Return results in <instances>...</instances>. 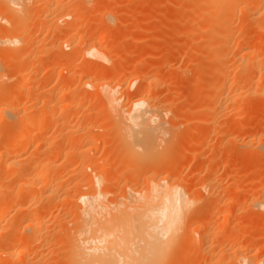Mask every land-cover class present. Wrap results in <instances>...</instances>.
<instances>
[{"label":"rangeland","instance_id":"374dc122","mask_svg":"<svg viewBox=\"0 0 264 264\" xmlns=\"http://www.w3.org/2000/svg\"><path fill=\"white\" fill-rule=\"evenodd\" d=\"M45 1L27 0L25 3L28 2L29 4L27 3L28 8L25 12L18 13L9 22H1L0 20V74H2V80L5 79L4 75H8L6 78L8 82L0 80V95H2L1 90L3 89L1 87L15 84L14 81L16 80H9V77L12 76L9 73L14 71L13 66L17 63H28L33 67V81L31 80L24 88H21L26 91L32 89V97L38 98L34 101L35 103L31 102V104L26 105L27 111L30 113L43 112L44 108L41 100L39 101V95L44 94V90L48 92V89L49 91L50 89L58 91L65 88L66 91L53 94L56 98L79 93L83 117L81 116V127L78 130H81V137H91L89 142L86 141L83 143L84 145L81 144V160L85 164L92 163L93 168L96 162L102 167L103 164L104 166L107 165L105 173L103 172L102 176H99L100 182L105 184L101 186V190L107 189L105 191L106 196H104L103 191L100 190V192L103 193L102 196L105 197L106 202L111 200L112 203L121 199L123 194L129 192V189L138 192L139 189L143 188L144 185L141 181L134 184L137 179L136 173L139 172L137 169L140 168V160L136 158L137 160L133 159L134 161H132V157H129L128 147L122 142V133L116 124L118 118L102 102L104 99L103 92L98 93L94 87L91 89L87 86L84 87V82L89 81L95 84L100 81L107 83L108 88L115 89L118 108L124 111L134 101L142 98L153 105H157L161 110L164 131L166 132L163 135H157L159 138L161 137V139L157 138V143L159 141L158 144H161L157 150L163 151L161 154L165 156L164 158L169 157L167 161H170V165L172 164L175 172L177 171L175 174H177L178 179L188 185L189 197L191 199L199 198V203L195 204L194 208L200 209L203 215L198 218H190L188 222L190 223L192 220L196 222L197 219L199 222L207 216L205 221L199 222L200 224L194 222V227L202 226L203 230L208 231L207 237L205 236L206 239L204 238L205 242L202 240V243L199 242L201 235L198 233L197 235L196 233L192 234V232H185L186 235L181 234L180 240L178 239L177 244L170 249L171 252L169 250L165 264H215L221 248L237 249V245L241 246L246 241L250 243V248L247 249V253L250 252V257H254L258 261L263 260L264 263V195L258 191L261 190L260 188H264V72L262 69L259 71V68L264 65V51L260 54L261 60L259 59L258 69L252 70L249 69L247 62H245L246 64L243 62L244 66L240 62H235L237 56L232 45V40L235 37L238 38L243 34L242 32L254 36L256 33L253 26L254 16L264 12V0L259 1V6H262L261 10L253 11V15H255H251L246 24L242 23L243 20L238 19L240 6L235 5V8L239 7L238 12L236 9L234 12L236 18H232L234 20L231 25L233 29L231 30V37L233 39L230 40L231 42H227L228 44L225 46V49L228 48L226 51L228 69L224 77L215 68L217 64L212 57L219 47L211 45L207 39L209 31L202 25V22H198L200 20L197 19L194 12V4L189 3H192L191 0H54L53 4L57 7L55 13L46 10L47 8L44 10ZM101 12L103 13L99 14ZM257 17L258 15L255 19ZM73 24L81 25V34L90 39L89 43L82 44L81 42L80 45L78 41H74L66 46L65 44L61 45ZM100 26L106 30L108 36L110 34L112 37L105 44L99 43L97 38L91 37L100 29ZM260 33L261 39L264 40V33ZM13 35L16 36V39L13 38ZM8 37H12L17 43L11 45ZM28 37L32 41L34 39L37 44L33 42V44L24 45L22 41ZM40 45L43 46V49L40 48ZM93 45L96 46H94L95 48L104 45L103 52L104 54L108 52L110 57L108 63L103 60L100 61L101 59L98 58H92L85 53L87 48L90 49ZM55 65L56 69L51 70V68H55ZM66 74H68L67 77ZM74 74L76 76H73ZM70 75L74 79L70 78ZM77 75H81V77ZM143 77H148L150 80L156 78L154 79L157 87L155 95H148V92L143 89L141 84ZM114 79L116 83H111ZM129 79L130 81L135 80V83L129 85ZM220 79L225 85L221 91L215 93L214 89ZM85 91L88 92L85 93ZM26 94L22 101L30 100V91ZM7 99L11 100L10 97ZM3 100L0 102V105L2 104L0 108L4 107L5 109L1 108L0 111L4 114L7 110H11L12 113L7 111L8 114L6 112L4 118L8 117L9 123L12 124V121L14 123L18 119L17 116H14L15 114L11 116L13 111H16V104H14L16 102ZM235 100L239 103L237 107L231 105ZM7 104L10 105L7 107ZM164 105L166 106L164 107ZM4 110L6 111L4 112ZM106 113H109L110 116L103 119ZM71 115L69 112V116ZM101 115L102 119L99 118ZM66 116L68 121L72 119V116L70 118L68 114ZM233 118H237V122L233 123ZM56 122L55 120L52 121L48 130L50 134L47 132L48 135L54 131H56L54 136L58 134L61 126L59 121ZM11 124L0 126L1 133L5 134L10 131L13 126ZM223 125L228 126V133L226 131L224 135L220 133ZM88 130L91 131L88 132ZM93 137L100 138L99 142L93 144L94 142L91 140L94 139ZM14 138H17V135L14 137L13 134H10L4 139L15 142ZM53 141L57 145L62 144L67 148H72L71 142L64 143L60 137L54 138ZM36 143H31L28 153L23 156L24 160L29 161L33 158ZM219 147H221V151H219ZM159 156L160 154L157 157ZM98 158L100 159L98 160ZM153 158L156 159V157ZM152 161L154 162V160ZM60 163L67 168L68 164L72 162L62 158ZM85 164L82 165L80 171L82 174L85 173L84 188L81 187V189L90 191L91 189H88L90 179L87 178L94 176L91 171L92 167L89 169ZM128 164L130 165L128 166ZM148 165L146 164V168L151 167ZM200 169L201 171H199ZM206 170L218 177L220 184L214 189V192H212L213 190L210 192L208 188H205L207 192L204 189H198L201 183L200 176ZM148 171L145 174L147 176H149ZM60 172L64 174L60 175ZM60 172L59 175L63 176L64 178H62L66 182L73 178V175L67 174L68 172L65 173L64 169H61ZM77 172L80 174L79 170ZM82 174L81 177H83ZM133 176L135 181H131ZM159 176L162 177V175H158L157 178ZM226 184L229 187L231 184L234 185H232L233 187L237 186V188L235 187L237 192H232L229 196L225 190ZM228 196L237 200L238 203L237 206L235 205L236 208H232L237 218L227 222L223 219L227 210L222 206L229 199ZM111 201L107 203L112 204ZM255 203L263 208L260 206H256V208ZM218 207L220 208L219 211H217ZM54 211L55 209L51 211L52 214L48 211L49 216L55 214L56 211ZM195 211L197 212V210ZM62 214L61 211L60 215ZM201 214L199 212L196 215ZM242 214L247 217L241 216ZM56 216L55 218L52 216L48 222V229H50L47 235L48 240L45 239L44 246V254L47 255L44 261L47 262L42 261L45 264L53 263V259H56L54 261H58V264L59 259L61 261L59 258L61 257L60 246L55 244L57 228H60L59 223H55L58 222ZM245 229L247 230L245 231ZM52 230H55V233ZM236 231L238 235H235ZM242 231L243 233H241ZM49 235L53 238H50ZM236 241L237 245L234 244ZM47 242L50 245L49 243L47 245ZM259 250L261 252H258ZM33 253L31 257H33ZM230 258L227 256L224 262L220 264H227ZM251 258L246 260L247 263ZM55 262L53 264H57Z\"/></svg>","mask_w":264,"mask_h":264},{"label":"bare ground","instance_id":"6f19581e","mask_svg":"<svg viewBox=\"0 0 264 264\" xmlns=\"http://www.w3.org/2000/svg\"><path fill=\"white\" fill-rule=\"evenodd\" d=\"M26 1L0 0L1 22H9L10 19H12L18 13L22 14L25 12V10L28 8V2L25 3ZM191 1L192 3H189L191 5L194 4V12L197 15V19L200 20L198 22H202V25H204L209 31V34H207V39L211 45L219 47L212 57H214V60L217 64L215 68L219 74L224 77L226 70L228 69V54L226 53L228 48L225 49V46L231 39H233L231 37V30H233L231 25L234 21L232 18H236L234 15L236 13L234 12L240 6V9H238L239 12L237 10L240 17H238V19L241 21L243 20L242 23L246 24L247 19L253 15V11H258L262 7L259 6L260 0ZM53 2L54 0H46L44 2V10L47 8L46 10H50L52 13H55L57 11V7L54 6ZM235 5L239 6L235 8ZM189 7L191 8V6ZM107 12L109 13V11ZM102 13L103 12L99 14ZM257 15L258 17L255 19ZM257 15L254 16L253 26L256 32L254 33V36H249L247 33L242 32L243 34L238 36V38L235 37L233 39L234 41L232 40V45L235 48V55L237 56L236 61H234L236 63L240 62L242 64L243 62H247L249 69L251 68L252 70L258 69L260 54L264 51V40H262L260 36V32L264 33V12H261ZM80 26L79 24L71 25L70 32L61 42V45L65 44L66 46L74 41H78L80 45L81 42L82 44L89 43L90 39L86 36H82ZM101 26L100 29L94 33V36L91 35V37H95L99 43L105 44L107 40L110 41L109 39L111 35L109 34L108 36V33L105 32L106 30H103V27ZM243 26L245 27V25ZM29 37L25 39L23 38L24 40L22 43H24V45H28V43L33 44L34 39L32 41L31 38L29 39ZM13 38L16 39V36L13 35ZM13 38H9L11 45H14L16 41ZM34 43L37 44L36 42ZM94 46L95 45H93V47L90 49L87 48L85 53H87L89 56H92V58L94 57L101 59L100 61H109L110 57L108 56L109 54H107L108 52H105V54L103 52L104 45H100L98 48H95L96 46ZM40 48L43 49V46L40 45ZM262 66V68H259V71L262 69L264 72V65ZM55 69L56 65L54 69L51 68L53 71ZM13 70V72L11 71V73H9L10 75L12 74V76L9 77V80H16L14 81L15 84L8 87H1L4 89H2L4 92L2 93L1 90L2 95H0V102L3 99L7 100V102H16L14 103L16 104V111H13V114H11V110L7 111L11 112H9L11 116L15 114L14 116H17L18 118L16 119L17 121H14V123L12 120H10L13 124L10 131H7L5 134H3L0 130V264H45L47 261L45 262L44 260L46 259L47 255L44 254V246L46 243L45 239L48 240L47 235L50 229H48V222L50 218L52 219V216L55 218L56 215L58 222L56 219H53L56 221V224L59 223L58 226L61 228H57L58 231L55 239V244H59V249L61 251H59L61 253V257L58 256L61 258V261L59 259V264H165L169 250L177 244L181 234L186 235L185 232H192V234L196 233L197 235L198 233L201 235L199 242L206 239V235L208 234L207 230H203L202 226L198 225L195 226V228V221L193 222V220L190 223L188 222L190 218H198L199 216L201 217L203 215L201 214L200 209L194 208V205L199 203V198L191 199L189 197L188 185L178 179V176H176L177 174H175L177 171L175 172L174 167L169 163L170 161H167L169 157L167 159L164 158L165 156L161 154L163 151L157 150V148L161 146V144H158L159 141L157 143V138L161 139V137L159 138L158 136L166 133L164 131V120H162V115L160 113L161 110L157 105H153L142 98L140 100L134 101L133 104L131 103L132 105H130V107L124 111L118 108V99L116 98L117 96L116 92L114 91L115 89L108 88L107 83H102L99 81L95 84H92L91 82L87 81L84 82L85 85L83 84L84 87L87 86L90 87V89L94 87L98 93L103 92L102 94L104 99L102 102H104L103 104L107 105L109 109H111V112L114 113L113 115L118 118L116 124L118 125V130L122 133V142H124L128 147V153L130 154V156L129 154L128 156L132 157V161L137 159L140 160V164L138 163L140 168L137 167L139 172H137L138 174L136 173L137 179L135 181L134 175L131 181L134 180V184L141 181V183L144 185L143 188L139 189L138 192L137 190L135 191L129 189V192H126V195L123 194L122 198L117 202L114 201V203H112L111 200H107V202L111 201L112 203L109 204L104 199V196H106L105 191L107 189L103 188L104 191L101 190V186L105 184H102V181L100 182L99 180V176H102V173L107 169L106 163V166L103 164L102 167L96 162L93 168L91 166L92 163L85 164L81 160V144L84 145L83 143H86V141L89 142L91 137H81V130H78L81 127L82 116V107L80 101L81 96H79L80 94L78 93V95L73 93L71 95H62V97L56 98L53 96L54 93H61L66 91V89L61 88L58 91H54L53 89H50L49 91L48 89V92L44 90V94L41 92L42 95H39V101L41 100L44 108L43 112L38 111L36 114L30 113V111H27L26 105L29 103L31 104V102L35 103L34 101L38 98H34V96L32 97L33 93H31V89L29 90L30 100H25L26 102L22 101V98H24L25 95H27L26 93H29V91L21 88H24L29 82H31V80L33 81V67L28 63H17L13 66ZM67 75L68 74H66V77ZM71 75L70 78H73ZM1 76L2 74H0L1 81H7L6 78L8 75H4L5 79L3 80ZM73 76H76V74ZM78 77H81V75ZM154 79L156 78L150 80L148 77H143V79H141L143 89L148 92V95L150 94L151 96L155 95L157 88L156 81ZM113 82H115V79L114 81L112 80L111 83ZM111 83L110 86L112 85ZM134 83L135 80L130 81L129 79V85H133ZM224 85V82L222 79H220L214 89L215 93L221 91ZM87 92L85 91V93ZM9 97L11 100L7 99ZM238 104L239 103L237 100L231 103L233 107H237ZM5 105L6 104L4 103V106ZM9 105L7 104V107ZM11 106H13V104H11ZM165 106L166 105H164V107ZM1 108L3 109L4 107ZM71 110H73L72 113ZM5 111L6 110H4V112ZM69 112L70 115L73 114L71 115L72 119H70V121H68V117L66 116V114L69 116ZM109 113H106L105 115L103 114L104 118L102 115L99 118L102 117L105 119V117L110 116ZM4 114H2L0 111V126H4V124H11L8 121V117H5L7 119L4 118L8 112L5 115ZM71 116H69V118ZM53 120L57 122L59 121L61 126V128H59V132L57 130L58 134L56 136L53 135L56 133V131H54L51 135H48V130L52 125ZM232 122H237V118H233ZM227 130L228 126L225 127L223 125L220 133H223L224 135ZM89 131L91 130H88V132ZM10 134H13L14 137L17 135V138H14L15 142L6 141L4 139ZM56 137H60L61 140L63 139L64 143L71 142L72 148H67V146H63L62 144L57 145L56 142L54 143L53 139ZM93 138L94 139H91L94 142L93 144H95V142H99L98 140L100 138ZM34 142H37L34 148L35 155L29 161L26 159L24 160L23 156L28 153L31 143ZM219 151H221V147H219ZM158 154H160L159 157H157ZM165 154L167 153L165 152ZM153 157H156V159ZM62 158L71 160L72 163L68 164L67 168H65L66 166L64 167L60 163ZM99 159L100 158H98V160ZM152 160H154V162ZM149 161L153 164H151ZM148 163L151 167L148 165ZM84 164L87 165L86 167L89 169L92 167L91 171L94 177L87 178L90 179V183H88L90 186L88 189H91L90 191L81 189L85 183V173L82 174L80 172L81 167ZM146 164L150 168H146ZM129 165L130 164H128V166ZM68 167H70V169H68ZM144 167L145 169H142ZM87 168L84 169L86 170ZM61 169H64L65 173L68 172L67 174H71V176L73 175V178H70L71 180L69 182H66L63 180L64 177L60 176L64 174H61ZM89 169H87V171ZM140 169L144 171H140ZM78 170L80 174H78ZM146 170L148 171L149 176L145 175L147 173ZM199 171H201V169ZM76 172L78 175L76 174V176H74ZM203 173L204 174L200 176L201 183L198 189L205 190V188H208L210 192L211 190L214 192V189L220 184L218 177L208 170ZM81 174L83 175L84 179L81 177ZM158 175H162V177L159 176V178H157ZM8 179L9 181H7ZM81 182L83 183L82 186ZM226 185V188H224L229 196H231L232 192H237L235 189L237 186L233 187L234 185L231 184L229 187ZM260 189L261 190H257L264 195V188ZM100 190L101 192H104V196H102L103 193L101 194ZM231 198L232 197H229V199L225 201L222 206L225 210H227V214L223 215L224 221L227 222L233 220L235 217L237 218L235 212L232 211V208H236L238 202L237 200ZM256 204L258 203H255V207L260 206ZM53 209H55L56 215L53 214L52 216H49L48 211L51 213ZM194 209L197 210V212L199 211L201 215L197 216L196 214H199V212L197 213ZM219 210L220 208L218 207L217 211ZM61 211L63 213L62 215H60ZM243 215L244 214L241 216ZM246 217L247 216H245V218ZM205 218L203 217L201 220H199L203 222L206 220ZM197 220L196 222H198ZM199 222L197 224H200ZM246 230L247 229H245V231ZM54 231L53 233H55ZM241 233H243V231ZM235 235H238L237 231ZM49 236L50 238L52 237L51 235ZM184 238L186 237L184 236ZM43 242L44 244L42 245ZM49 242H47V245ZM234 244L237 245V241ZM249 245L250 243L246 241L241 246L237 245V249L221 248L218 253V257L215 260V264L224 262L227 256L231 257L227 264H264L262 262L263 260L258 261V259L250 257V252L247 253V249L250 248ZM258 252H261V250ZM32 253L34 254L32 255L33 257H31ZM249 258H251V262L248 260L249 262L247 263L246 260ZM54 260L56 259L52 260L53 263L55 262ZM55 263L58 264V261Z\"/></svg>","mask_w":264,"mask_h":264}]
</instances>
